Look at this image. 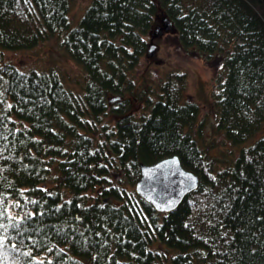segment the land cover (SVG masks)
Returning <instances> with one entry per match:
<instances>
[{"label":"trees","instance_id":"obj_1","mask_svg":"<svg viewBox=\"0 0 264 264\" xmlns=\"http://www.w3.org/2000/svg\"><path fill=\"white\" fill-rule=\"evenodd\" d=\"M72 1L0 0V264H264L263 0H90L71 28ZM166 20L215 69L233 158L199 144L185 73L156 100L147 87L139 112L127 96ZM55 36L84 71L79 93L4 58ZM172 156L199 185L160 213L135 185L141 163Z\"/></svg>","mask_w":264,"mask_h":264},{"label":"rangeland","instance_id":"obj_2","mask_svg":"<svg viewBox=\"0 0 264 264\" xmlns=\"http://www.w3.org/2000/svg\"><path fill=\"white\" fill-rule=\"evenodd\" d=\"M90 0H73L70 19L71 28L77 26ZM162 24H155L156 27ZM67 32H64V37ZM159 40H152V34L146 37L147 50L153 41L156 50L153 57L147 53L140 60L134 70L136 90L127 96L133 102L135 112H139L140 97L143 91L150 87L155 92L153 98L157 99L159 85L164 82L170 71L183 72L187 76V86L184 92V100H194L199 106V114L195 127V135L202 148L210 145L209 155L215 158H233L237 155L238 147L225 138L217 125V107L215 93L219 92L214 80L215 69L194 48L185 49L179 43L176 34L171 30L164 32ZM6 61L14 63L24 71L48 72L56 70L62 78L67 89L76 93L81 91L84 79L83 69L74 62L61 43V37H51L38 46L27 51H5ZM114 97H117L113 95ZM111 103L115 105L117 102ZM104 122L111 121V115L105 117ZM55 176V175H54ZM53 176V177H54ZM50 181L46 183L47 186Z\"/></svg>","mask_w":264,"mask_h":264},{"label":"water","instance_id":"obj_3","mask_svg":"<svg viewBox=\"0 0 264 264\" xmlns=\"http://www.w3.org/2000/svg\"><path fill=\"white\" fill-rule=\"evenodd\" d=\"M264 2V0H263ZM172 24L167 20L161 27H156L152 40L170 31ZM156 45L152 41L147 50V56L153 57ZM120 100L114 97L110 103ZM199 178L194 173L183 168L178 156L164 158L153 164H140V179L135 185V192L160 213L175 210L186 196L195 191Z\"/></svg>","mask_w":264,"mask_h":264}]
</instances>
